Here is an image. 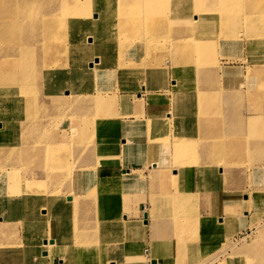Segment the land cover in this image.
Here are the masks:
<instances>
[{"label":"rangeland","instance_id":"rangeland-1","mask_svg":"<svg viewBox=\"0 0 264 264\" xmlns=\"http://www.w3.org/2000/svg\"><path fill=\"white\" fill-rule=\"evenodd\" d=\"M189 1L191 4L182 9L194 10L196 0ZM255 1L257 4H252L249 0L234 1V5L240 10L237 25L230 18L224 24L219 20V13L210 12L211 23L205 19V16L201 17L200 14V18L190 23L189 30L181 33L178 32L179 24L174 21L175 15L184 17L191 14L174 12L176 4L170 6L162 0H159V3H153L155 12L150 13L145 21L139 20L143 23L140 24L137 19L132 22L137 25V28L130 27L133 28V32L128 30L131 35V41H129L131 47H129V53L131 55L129 57L137 58L133 67L120 72L121 75L116 74L119 76L118 79L109 77L111 82L103 88L104 97L99 98L102 103L101 107L90 102L75 105L70 103L67 105L70 112L62 117H65L64 119L57 120L68 123L70 120L67 118L68 116L81 120L83 116L90 117L86 114L88 110H100L101 112L95 116L103 119L105 123H111V127H118L117 122L121 120L128 122L130 128L144 124L145 130L135 128L132 131V137L137 140V142L132 143L134 144L133 147L131 142L129 146L123 145L121 143L123 139H119V141H113V146L108 150H96L107 158L106 162L118 165L121 171L130 169L132 173L143 174L144 184L137 186L135 190L121 186L112 193V197L115 198H108L107 195H104L107 193L96 186L91 187L88 191V194L92 195L93 198H73L78 202L70 203L69 208L65 211V216H67L65 220L69 218L70 224H74L69 226L68 231H50L49 227V236L45 243L32 252V257H34L33 260H30L32 264H59L60 257L64 259L65 263L70 264L74 261H82L81 259L85 256V260L89 259L87 264H120L118 260L121 259L123 252L118 250V246L121 241H117L114 236L104 235L98 229L100 223L106 225L105 221L110 219V217H106L107 213L105 214V208L110 203L117 206L121 211L124 210L122 212L128 216L139 212L142 223H148L149 239L145 245V252L150 257H157V251L148 248L151 246L158 249L161 259L165 258V255H169L175 264H192L194 261H197L196 264H243V262L264 264V193L261 195L262 201L259 202V198H256L260 194L259 192L256 193L258 184L252 176L254 167L264 166V161L258 163L257 160L261 157L258 153L264 152V148L259 149L260 147L257 146L259 142L264 143V135L257 138L247 132L248 126H252L244 118L248 114L254 113V108L261 113L262 110L258 108V104H264V93L262 94V91L256 88L257 86L262 87L264 91V68L258 70L256 66L259 63H263L264 66V38H258L257 34V28H264V23L254 26V21L246 20L247 16L245 15L251 9L257 8L258 5L264 8V0ZM22 2L24 1L0 0V13L4 14L5 20L14 22L18 19V16L24 12L21 10ZM209 5L216 6V8L219 6L218 3H210ZM135 6H141V3L137 2ZM254 11L258 12L259 10ZM109 13L110 9L101 11L100 15L104 16ZM197 15L198 13L193 16ZM110 25H116V23L112 22ZM129 26L130 24L127 27ZM196 30H204L205 33L203 36L195 38ZM239 33L242 34L241 38ZM197 42H199V49H196ZM260 42L262 47L259 46ZM67 43L65 37L59 36L52 41L51 45L54 49H58L59 52L56 54H63L65 51L62 46L65 49ZM101 50L103 49L101 48ZM124 54L122 50L118 52L119 57H124ZM195 58L198 59L196 60L199 63L197 68L195 65V69L185 66V63H196ZM200 58L203 59L200 60ZM143 60L144 63H142ZM123 62L125 63V60ZM167 62L169 65H166ZM140 65H142V69L137 68ZM147 67L154 68L148 69ZM228 68L231 69L229 72L231 78L226 79L221 71ZM132 69L135 73H131ZM159 70L161 71L159 72ZM133 81L138 86L137 91L140 93L138 97H136V93H133L134 88L131 89L134 86ZM174 81L177 82L176 86ZM68 82L69 80H65L62 87H59L62 89V94L67 89L66 84ZM126 82L131 84L129 88L121 89L122 83L125 84ZM92 83L91 80L88 81L87 87L93 91L98 84L92 88ZM48 85H53L51 80H49ZM146 86H149L148 89L151 92L157 93L150 112V105L147 96H145L146 92L142 91ZM154 86L157 88H153ZM166 89L167 91L173 89V94L167 92ZM256 90L261 93L259 99L256 97L258 96ZM238 92L241 96L236 94ZM174 93L176 94L174 95ZM185 94H188V97L184 98L185 104L188 106L193 104V111L196 114L187 112V107L180 108L175 104L176 97L179 100ZM197 94L199 97L195 98ZM74 109L81 111L82 114L74 112ZM149 114L152 115L151 122L160 118L168 119L161 131H151L158 139H150L157 140V145L168 146L166 150L168 153L154 156L148 151L146 140L150 132L148 130L157 126H152L148 120L141 122L140 117L146 120ZM24 115L26 116L24 118L17 117L12 123V127L18 128L29 120L39 119L38 114L29 113L28 110L24 111ZM244 124L245 130L243 132ZM227 128L239 129L234 130L229 136L226 134ZM236 131H240L242 134ZM72 133L71 128L65 132L69 136ZM244 139L250 143L249 147L244 146L243 148L242 146L241 149H238L232 145L226 146V143L236 144V142H243L245 145ZM11 141L12 139L8 143ZM82 142L85 141L82 139ZM180 143L187 148L183 149V153L176 154L173 147ZM198 143L205 144L207 147L202 149ZM66 144L67 141L65 140L55 142L53 138L48 139L42 150L44 155V157L42 156V166H44L38 170L46 169L48 162L61 159L64 153H67L65 155H68L67 158L73 159V150ZM51 146L55 147L52 151L49 150ZM204 154H206L207 159ZM10 158L12 155L4 156L3 160L0 158V169L1 161ZM165 158H167L166 163L163 162ZM261 158H264V155ZM151 160L157 163L153 165L150 163ZM151 165L153 166L151 167ZM82 170L81 166H74L72 170L59 166V171L56 170L55 173H79ZM161 175L162 178H160ZM262 176H264V171ZM66 182L75 184L77 182H90V180L76 181L70 179ZM131 182L124 179V183L129 184ZM196 183L198 184L195 186ZM4 184V180L0 179V216H2L1 212L6 213L8 211L6 206L8 198L5 196ZM202 184L209 186L207 191L211 192L212 197L217 194L216 198L218 199H215L214 202L217 203L216 207H220V216H224L226 211L234 212L233 207L228 210L229 200L225 196L223 197V194L228 191L234 195L233 198L236 200L244 201L243 199L249 198L250 203L249 207L246 206L241 209L240 206L238 207L237 211L241 214L234 218L233 224L230 226L232 228L221 229L213 236L212 243L203 241L205 239L206 241L210 240L212 235L202 225L203 222L208 221L206 217L201 216L207 208L201 200L206 192H200L198 196L193 191L194 187L198 189V192L203 190ZM62 188L66 190L67 187ZM68 188V193L76 190L73 185L68 186ZM126 197L127 200L125 201ZM173 198L175 199L172 200ZM146 213L150 215L148 218L145 216ZM2 219L4 220V218ZM216 219L220 218L217 217ZM28 220H30V216ZM92 222H95L96 228ZM138 222L139 220L136 221V223ZM142 223L139 222L138 224L144 232ZM185 225L188 228L184 232L189 240L183 246L175 234L179 228ZM0 231L9 233L8 237L10 234L14 235L11 227L0 229ZM83 237L91 238L92 241L82 242L80 238ZM142 237L139 234H134L133 238L131 235H127L125 239L126 242L133 239L139 241L140 238L144 240L145 234ZM70 241L73 243L72 247L63 250L61 247H66L67 242ZM14 244L18 245L19 242ZM14 244L10 246L16 247ZM23 252L22 249L15 251L16 254ZM179 255L184 257H179ZM72 256H76V258Z\"/></svg>","mask_w":264,"mask_h":264},{"label":"bare ground","instance_id":"bare-ground-1","mask_svg":"<svg viewBox=\"0 0 264 264\" xmlns=\"http://www.w3.org/2000/svg\"><path fill=\"white\" fill-rule=\"evenodd\" d=\"M22 1L24 2H22L21 10H24V12L14 22L5 20L4 14L0 13V158L3 160L4 156L12 155V158L4 159L3 162L1 161L0 179L5 182L4 189L5 196L8 198V203H6L8 211L6 213L1 212L0 229L11 227L14 233V235L10 234L8 237L9 233L0 231V264H32L30 262L34 258L32 257V252L37 250L38 246L45 243L49 236V227L50 231H68L69 226L74 223L70 224L69 218L65 220L67 217L65 216V211L69 208L71 202H78L73 198H93L92 195L88 194L91 187L96 186L107 193L104 195H107L108 198H115L112 197V193L119 187L125 186V188L135 190L137 186H143L145 180L141 173H132L130 169H123L121 171L118 165L109 164L106 162L107 158L96 151L101 149L108 150L113 146V141H119V139H123L121 143L128 146L130 142L131 144L137 142L132 137V131L135 128L145 130L144 124L130 128L128 122L121 120L117 122L119 124L118 127H111V123H105L103 119L95 116V114L101 112L100 110H88L86 114L90 115V117L83 116L81 120H76L68 116L67 118L70 119L68 123L57 119H64L65 117H62L70 112L67 108V105L70 103L75 105L88 104L90 102L101 107L102 103L99 98L104 97L103 88L111 82L109 77L118 79L119 76L116 74L121 75L120 72H123L125 69L128 70L129 67H133V64L136 62L137 58L130 56V59L129 57L131 55L129 53L131 35L128 30L131 32L133 28L130 27L137 26L132 22L137 19L140 24L143 23L139 20L145 21L150 13L155 12L153 3H159V0ZM162 1H166L170 6L175 3L174 12H187L192 15L184 17L175 15L174 21L179 24L178 32L181 33L186 32V30L188 31L190 23L200 18V14L201 17L205 16V19L210 22L209 13L217 12L219 13V20L222 23L225 24L230 18L231 21L236 22L235 25H237L238 18L240 17V10L234 5V1L237 0H196V5L193 7L194 10L182 9L191 4L189 0ZM249 1L252 4H257L255 0ZM137 2H140L141 6H135ZM210 3H218L219 6L216 8V6L209 5ZM109 9V14L104 16L100 15L101 11ZM256 9L259 11L255 12L254 10ZM144 13L146 14L144 15ZM197 13V16H193ZM249 13L245 14L247 16L246 20H253L254 26H259L261 23H264V8L260 5L255 9H251ZM112 22H115L116 25H110ZM127 23L128 25L130 24L129 27H127ZM134 31H136L135 28ZM204 33V30H196L194 37L203 36ZM257 34L259 36L258 38H264V28L258 27ZM238 35L240 38L242 37V34L239 33ZM59 36L65 37V40L68 42V45H65V49L62 46V49L65 51L63 54H56L59 52L58 49H54L51 45L52 41ZM198 45L199 42L196 43V49H199ZM259 46L262 47L261 42ZM54 47L56 48L57 46ZM59 48L61 49V47ZM120 50L125 53L124 57H119L118 52ZM202 59L200 58V60ZM124 60L125 63L123 62ZM197 60V64L185 63V66L195 69V66L197 68L199 65ZM144 62L143 60L142 63ZM142 65L140 67L137 66V68L142 69ZM166 65H169L168 62ZM256 66L258 70L264 68L263 63H259ZM150 68L152 69L154 67ZM133 70H131V73H135ZM230 70L228 68L221 71L224 78H231V74H229ZM49 80H51L53 85H48ZM65 80H69V82L66 84L67 89L62 94V89L59 87H62ZM90 80L93 82L92 88L98 84L93 91L87 87V82ZM174 82L176 86L177 82ZM133 83L134 86L131 89L134 88L133 90L135 91L133 93H136V97H138V94L140 95L137 91L138 86L135 85V81ZM130 85L129 82L122 83L123 87L121 89H128ZM148 88L149 86H146L142 91L146 92L145 96H147L150 105V112L151 108H153L151 105L155 102L157 93L151 92ZM153 88L157 87L154 86ZM256 88L261 90L262 94L264 93L262 87L257 86ZM95 89L97 90L95 91ZM258 90H256L258 95L256 97L259 99L261 93ZM120 92L127 93L125 91ZM167 92L173 94V89ZM236 94L241 96L240 92ZM132 96H135V94H132ZM185 97H188V94L183 95L179 100L176 97L175 104L180 108H183V106L187 107V112L196 114L193 111V104L189 106L185 104ZM196 97L198 98L199 94ZM114 99L116 100L115 95ZM258 108L262 110V116L254 108V113H250L244 117L245 120L250 122V126H252H248L246 131L257 138L260 136L263 137L264 135V104H258ZM27 110L29 113L34 112L38 114L39 119L29 120L18 128L12 127V123L17 117H26L24 111ZM73 111L82 114L79 110L74 109ZM151 116L149 114L146 120L140 117L141 122H146L147 120L151 122ZM167 122V118H160L151 122L152 126L157 127L148 130L150 132L146 140L148 142V151L154 156L168 153L166 152L168 146H164L163 144L157 145V140H150L158 139L152 132L157 130L161 131ZM68 128L72 129L73 133L71 136L65 134ZM239 128H227L226 134L230 136L234 130ZM244 130L245 124L243 132ZM236 132L241 133L240 131ZM50 138H53L55 142L67 141L66 146H69L73 150V159L67 158L68 155L65 156L67 153H64L61 159H54L48 162L47 168L39 171L38 169L44 166H42V156L44 157L42 150ZM10 139L12 141L8 143ZM82 139L87 143L82 142ZM116 144L118 143L116 142ZM226 144V146L232 145L235 148L241 149L242 146L243 148L244 146L249 147L250 143L245 140V145L243 142ZM143 146L145 145L143 144ZM198 146H201L202 149L207 147L202 143H198ZM257 146L260 147L259 149H262L264 148V143L259 142ZM49 148L52 151L55 147L51 146ZM173 148L174 153L178 154L183 153V149L187 147L180 143L174 145ZM201 153L203 154V152ZM205 153L207 152L205 151ZM258 154L262 157L264 152L260 151ZM204 156L206 157V154ZM38 157L40 158L38 159ZM261 157L257 159L259 161L258 163L264 161V158ZM154 160L150 162L153 165L157 163ZM163 162L166 163L167 158ZM183 163L185 162L183 161ZM59 166L68 170H72L74 166H81L83 170L79 173H55L56 170L57 172L59 171ZM67 166L68 168H66ZM263 171L264 166H256L252 173L254 181L258 184V188H256L258 191L256 193L259 192L260 194L256 198H259V202L262 201L261 195L264 193V184H261L264 182V176H262ZM162 177L161 175L160 178ZM70 179L76 181L90 180V182H77L75 184L66 182ZM124 179L132 182L129 184L124 183ZM70 185L75 186L76 190L69 191L68 193L67 190ZM62 187L67 188L64 190ZM208 187V185L202 184L203 190L198 192V189L194 187L193 191L198 196L200 192H206L203 194L201 200L210 211L209 215L211 217L207 215L206 219L209 223L206 221L202 225L212 235L209 238L210 240L206 241L205 239L203 241L205 243H212L213 236L217 232H220L221 229L232 228L230 226L233 224L234 218L241 214L237 211L238 207L240 206V209L246 206L249 207L250 203L248 201L249 198L243 199L244 201L236 200L233 198L234 195L228 191L226 192L227 194H223V197L225 196L229 200L228 210L233 207L234 212L226 211L224 216H220V207H216L217 203L214 202L215 199H218L216 198L217 194L212 197L211 192L207 191ZM234 199L236 202L235 205L233 203ZM105 209V214L107 213L106 217H110V219L105 221L106 225L100 223L98 229L104 235H108L109 237L114 236L117 241H121L118 246L119 251L123 252L124 244L126 243L125 237L127 235H131L132 238L134 234H139L144 237L143 229L138 224L139 222L136 223L137 220H127L128 215L121 217L122 211L111 203ZM29 216L30 220H28ZM146 216L148 218L150 215L146 213ZM103 217L106 218L105 216ZM217 217L220 219H216ZM194 222L197 223L195 220ZM194 222L192 223L194 224ZM92 225L96 228L95 222H92ZM186 228H188L187 225L179 228L177 234H175L179 242L183 243V246L189 240V237L184 232ZM80 240L82 242L92 241L91 238L84 237L80 238ZM15 242H19V244H14ZM12 244L16 247H11L10 245ZM72 245L73 243L70 241L67 242L66 247L61 248L68 250ZM21 249L22 252H25L20 254L15 253L16 250ZM156 255L160 256V252L157 251ZM72 257L76 258V256ZM179 257L183 258L184 256L179 255ZM85 258L86 256L81 259L82 261H74L70 264H87L89 259L85 260ZM154 259H156V256ZM166 259H168L167 255ZM60 260L59 264H67L61 257ZM243 264H248V262H243Z\"/></svg>","mask_w":264,"mask_h":264},{"label":"crops","instance_id":"crops-1","mask_svg":"<svg viewBox=\"0 0 264 264\" xmlns=\"http://www.w3.org/2000/svg\"><path fill=\"white\" fill-rule=\"evenodd\" d=\"M128 198H130V197H128ZM126 200H127V197L125 198V201ZM122 204H123V201H122ZM122 211L124 212V210H122ZM123 212L121 214L126 216L127 214H125ZM209 214H210V211L208 210V208H206L204 210V213L201 214V216L203 215L204 217H207V215H209ZM209 217H211V216L209 215ZM127 220H129V221H131V220L132 221L139 220V222L142 223V221L140 220L139 212H138V214H133V215L127 217ZM142 226L145 229V231H144L145 232L144 233L145 234L144 240L141 239V238H140L139 241L134 240V239L131 240V241L128 240V242H126L124 244V248H123V253H122L121 259L118 260L120 262V264H153L152 262H155V264H165V263L175 264L174 260L169 255H167L168 259H166V255H165V258H163V259H161L160 256H157L156 259H154V257H150L149 254H147L145 252V245H146V243H148V239H149L148 238V235H149L148 227H149V225H148V223L145 224L143 222ZM148 248L155 249L156 251H158L157 248H153L151 246L148 247ZM192 259H195V258H192ZM196 263H197V261H194L192 264H196Z\"/></svg>","mask_w":264,"mask_h":264},{"label":"water","instance_id":"water-1","mask_svg":"<svg viewBox=\"0 0 264 264\" xmlns=\"http://www.w3.org/2000/svg\"><path fill=\"white\" fill-rule=\"evenodd\" d=\"M146 216V215H145ZM154 264V262H152Z\"/></svg>","mask_w":264,"mask_h":264}]
</instances>
